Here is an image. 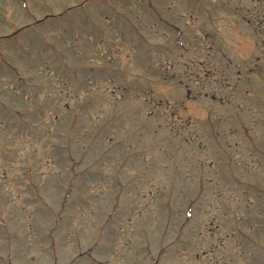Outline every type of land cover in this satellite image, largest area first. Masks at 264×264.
<instances>
[{
    "label": "rangeland",
    "instance_id": "1",
    "mask_svg": "<svg viewBox=\"0 0 264 264\" xmlns=\"http://www.w3.org/2000/svg\"><path fill=\"white\" fill-rule=\"evenodd\" d=\"M0 264H264V0H0Z\"/></svg>",
    "mask_w": 264,
    "mask_h": 264
}]
</instances>
